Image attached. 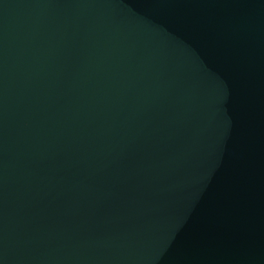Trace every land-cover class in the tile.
Masks as SVG:
<instances>
[{
	"label": "water",
	"instance_id": "1",
	"mask_svg": "<svg viewBox=\"0 0 264 264\" xmlns=\"http://www.w3.org/2000/svg\"><path fill=\"white\" fill-rule=\"evenodd\" d=\"M0 264H264V0H0Z\"/></svg>",
	"mask_w": 264,
	"mask_h": 264
}]
</instances>
